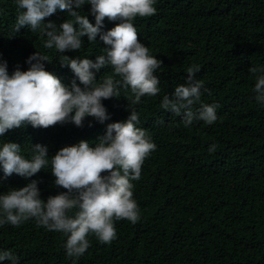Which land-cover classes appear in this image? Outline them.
Instances as JSON below:
<instances>
[{"label": "trees", "instance_id": "16d2710c", "mask_svg": "<svg viewBox=\"0 0 264 264\" xmlns=\"http://www.w3.org/2000/svg\"><path fill=\"white\" fill-rule=\"evenodd\" d=\"M154 7L155 15L137 17L133 24L149 55L163 62L154 73L160 89L156 96L145 95L133 104L130 90L121 87L118 97L102 101L110 116L104 124L91 117L83 127L23 124L0 136V148L16 143L26 159H31L32 146H46L50 161L81 140L95 147L107 124L125 121L134 109L136 126L156 145L143 162L140 179L132 181L140 220L115 221L116 239L110 244L89 234L90 247L79 258L67 256L63 233L38 226L34 218L18 227L5 224L0 226V251L11 250L17 264H264V104L254 99L256 81L248 71L264 67V0H156ZM73 10L95 26L90 4ZM17 15L16 0H0V62L7 63L9 76L17 67L27 71V59L39 52L49 58L45 70L70 86L76 77L60 66V55L95 61L105 54L99 36L92 43L82 37L77 51L46 49L39 30L25 26L14 31ZM66 19H71L68 13L58 10L43 23L59 26ZM117 23L105 18L101 32ZM194 64L200 68L195 79L204 83L201 102L217 104L218 118L212 125L196 121L186 128L161 102L185 82ZM92 71L99 82L113 70ZM212 144L217 148L210 153ZM33 180L45 202L65 191L55 186L50 162L30 178L5 177L0 166V194Z\"/></svg>", "mask_w": 264, "mask_h": 264}, {"label": "clouds", "instance_id": "9594fccd", "mask_svg": "<svg viewBox=\"0 0 264 264\" xmlns=\"http://www.w3.org/2000/svg\"><path fill=\"white\" fill-rule=\"evenodd\" d=\"M155 3L156 0H16L15 32L25 26L33 32L39 30L46 37L44 48H55L62 54L80 50L82 37L86 36L92 43L99 36L105 45V54L96 56L95 61L60 55V66L69 68L83 87L76 79L70 86H65L46 71L45 62L49 58L39 52L27 59V71L17 67L11 76L7 63L0 62V136L23 124L47 129L70 122L83 127L87 117L104 124L110 116L102 101L118 97L121 87L125 93L130 90L134 96L133 104H139L145 95L156 96L160 89L154 73L163 62L149 55V49L139 41L133 24L137 17L155 15ZM85 4L91 5L95 26L87 16L73 10ZM58 10L66 11L71 19L59 26L54 22L43 23ZM105 18L119 23L111 30L101 32ZM105 66H111L112 74L98 82L92 70L98 72ZM186 71L185 82L175 87L171 97H163L161 107L181 117L186 128L196 121L212 125L218 118V105L201 102L204 83L195 79L199 66L194 64ZM248 71L256 81L254 99L264 104V67H250ZM116 76L120 80H116ZM195 105L199 108L193 111ZM129 113L125 121L107 124L105 135L98 138L95 147L81 140L60 149L50 161L46 146H32L31 159H26L20 155V145L4 143L0 148V166L5 177L15 173L30 178L50 162L55 186L65 191L49 196L45 202L41 199L38 181L33 180L20 189L0 194V226L18 227L34 218L38 226L63 233L67 237V256L79 258L90 247L89 234L101 244H110L116 239L115 221L137 223L140 210L133 199L132 181L140 179L143 162L156 150V145L146 130L136 126L138 113L134 109ZM216 148L217 145L212 144L208 151L215 152ZM4 261L17 264V257L11 250L0 251V262Z\"/></svg>", "mask_w": 264, "mask_h": 264}]
</instances>
